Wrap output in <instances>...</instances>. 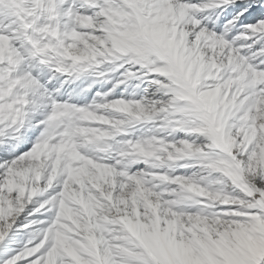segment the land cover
I'll return each instance as SVG.
<instances>
[{"label":"snow or ice","instance_id":"6c2138e0","mask_svg":"<svg viewBox=\"0 0 264 264\" xmlns=\"http://www.w3.org/2000/svg\"><path fill=\"white\" fill-rule=\"evenodd\" d=\"M0 264H264V0H0Z\"/></svg>","mask_w":264,"mask_h":264}]
</instances>
